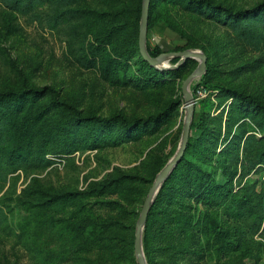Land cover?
<instances>
[{
  "label": "rangeland",
  "instance_id": "374dc122",
  "mask_svg": "<svg viewBox=\"0 0 264 264\" xmlns=\"http://www.w3.org/2000/svg\"><path fill=\"white\" fill-rule=\"evenodd\" d=\"M130 1L136 7L139 0ZM216 1L245 7L259 0ZM124 5L122 0H82L74 6L95 9L91 14L103 11L102 17L92 16L90 25L87 11L51 28L55 23L51 0H45L34 14L10 9L0 1V88L51 86L61 100L87 114L120 111L135 118L163 112L158 122L126 133L128 138L121 143H113L120 134L112 129L95 148L66 154L51 149L61 145L64 136V131L56 130L58 110L47 108L38 120L33 118L34 148L45 136L51 144L44 156L37 155L33 165L10 173L0 187V202L7 211L0 225V264H139L138 218L149 188L182 143L187 114L182 83L197 68L199 58H187L176 71L175 66L152 64L169 73L157 81L144 78L137 55L144 0L140 12L130 15L122 12ZM151 17L155 21L148 25V50L156 38L161 53L198 49L207 54V69L191 83L195 96L191 144L183 162L155 193L143 225L147 262L264 264V221L252 231L238 217L237 198L227 196L246 180L256 181L257 190L264 191V163L244 179L238 178L240 167L237 172L235 163L236 144L242 156L246 133L262 135L264 124L253 120V110L239 106L232 95L238 89L264 101V42L259 48L246 45L228 25L198 13L183 0L159 1ZM108 33L101 42L95 37ZM88 43H99V51L91 55L97 61L92 67L79 61ZM109 57L127 61L129 71L137 76L125 78L123 67L111 69L106 76ZM179 60V56L169 58L172 65ZM206 96L214 105L203 115L200 100ZM47 101L45 96L36 104ZM48 158L53 162L46 166ZM207 181L219 185L208 189ZM104 182L108 185L102 186ZM60 191L77 196L70 198L71 206H64L67 201L58 197L45 212L44 202ZM73 212L76 219L89 215L95 223L75 233L63 229L59 220L54 226L51 220L43 222L45 215L62 218ZM70 232L80 246L71 248L74 252L67 259L61 249L69 247L63 238Z\"/></svg>",
  "mask_w": 264,
  "mask_h": 264
},
{
  "label": "trees",
  "instance_id": "16d2710c",
  "mask_svg": "<svg viewBox=\"0 0 264 264\" xmlns=\"http://www.w3.org/2000/svg\"><path fill=\"white\" fill-rule=\"evenodd\" d=\"M6 7L17 10L24 14H34L37 8L42 5L45 0H0ZM82 0H51L53 6V14L55 23L51 28H56L68 17H80L83 12H89L87 18L91 25L92 16L102 17L101 11L98 13L95 9H89L86 7H75L74 4L81 2ZM159 1L176 2L178 0H151L149 7V19L148 25L152 26L155 19L151 17L152 9L156 7ZM186 5L193 7L198 13L206 15L211 19L223 22L228 25L233 31L235 36L244 42L246 45L259 48L264 42V0L256 1L254 4L245 7H234L225 3L224 1L216 0H183ZM125 5L121 8L122 12L131 14L133 12H140L142 0L136 2V7L131 6L130 0H122ZM138 4V6H137ZM82 11V12H79ZM110 17V13H107ZM67 17V18H66ZM50 18V17H49ZM66 18V19H65ZM125 21V25H126ZM104 35L101 39H98V35H95L98 41H102L107 38ZM99 42V43H100ZM99 43L95 46H90L88 43L87 53L81 57L79 61L86 67H92L97 64V61L91 57L99 51ZM138 54L142 62V73L144 78H150L153 81L159 80L160 77H164L169 73L168 69H157L148 60H146L139 47ZM162 48L160 44L155 43L153 48H149V52L152 55L161 53ZM91 53V54H90ZM90 54V55H89ZM127 58V56H125ZM84 58L87 61H84ZM106 64L105 71L106 76L109 75L110 70L114 68H122L124 70L125 78H132L136 75V72L129 71L130 66L127 61H123L120 58L111 59ZM111 60V61H110ZM113 64V65H112ZM112 65V66H111ZM183 65L180 64L174 67L176 71ZM172 70V71H173ZM137 76V75H136ZM186 78V77H185ZM239 106L251 108L253 111L251 118L258 124H264V101L259 99L253 93H246L242 90L235 89L232 94ZM48 96V101L43 104L36 102ZM235 102V101H233ZM235 104V103H234ZM214 101L210 96H206L200 100V109L203 115L209 114ZM47 108H55L58 110V116L56 121V130L64 131V136L61 145H52L51 149L55 147V153H70L76 149L95 148L104 136L112 129H116L119 132V136L114 138L113 143H121L125 141V134L135 132L138 128L156 123L161 118L163 112L157 114H150L147 117H135L128 118L122 112H114L108 115L96 114V113H84L77 106L68 103L67 101L60 99V93L57 89L51 86H43L40 88L24 87L21 89H15L13 87L0 88V187L4 186L8 180V175L21 168H26L34 164L37 155H42L47 152V149L51 143L49 137H43V141L38 145V148H34V138L32 132H30L32 119H39L44 114ZM245 110V109H244ZM167 112L169 110H166ZM60 114V116H59ZM194 122V121H193ZM264 128V127H263ZM191 144V136L189 137L185 152L179 161V165L185 158V153ZM237 151L235 156V163L240 167L238 178L244 179L253 169H258L259 163H264V133L257 135L255 132L246 133L243 139V155L240 153V145H237ZM39 150H42L39 152ZM60 151V152H59ZM62 154V155H63ZM53 162L51 158L46 159L45 165H49ZM40 163H36L39 166ZM237 174V173H236ZM108 182H111L108 181ZM108 182L101 183L102 186H107ZM208 189H214L219 184L209 185V181L205 183ZM62 192V191H60ZM51 196L44 202L42 208L46 212L50 206L49 202H53L56 198H61L67 201L64 206H71V197L75 198L77 195L71 191L62 192ZM74 194V195H73ZM227 196H233L236 199V205L239 208L238 217L247 222L252 231H257L264 221V191H258L256 181L250 183L248 180L244 184L240 185L236 191H232ZM46 219L43 222L49 220L52 221V226L58 224L57 221L63 226V229H70L72 232L81 233L84 230L93 226V218L89 215H81L78 219L75 212L68 213L64 217L52 218L50 215H45ZM7 219V211L3 209L0 202V225ZM74 219V220H73ZM55 221V222H54ZM95 223V222H94ZM70 232L68 237H64L63 241L69 247H63L61 250L68 255L67 259L71 258L73 249H78L80 244L73 239V233ZM132 242L133 238H132ZM73 248V249H71ZM60 250V249H56Z\"/></svg>",
  "mask_w": 264,
  "mask_h": 264
},
{
  "label": "water",
  "instance_id": "95a60500",
  "mask_svg": "<svg viewBox=\"0 0 264 264\" xmlns=\"http://www.w3.org/2000/svg\"><path fill=\"white\" fill-rule=\"evenodd\" d=\"M149 7H150V0H144L141 27H140V33H139V47H140V51L143 57L153 65L160 64V62L166 57H169V58H172L173 56L180 57V60L176 64L164 65V67H169V66L177 67L189 57L199 58V64L194 71H192L186 76V78L183 80V83H182V91L184 94V98L186 101V108H187V114H186L184 128H183L182 143L178 151L176 152V154L159 171L156 179L154 180L153 184L149 188L148 194L143 203L140 216L138 218L137 228L135 232V250L137 253V261L139 264H148L144 250H143L142 234H143V225L148 216V212H149L151 203L153 201V197L155 193L157 192V190L159 189L163 180L167 178L170 172L174 169V167L181 160L185 152L189 137H190L191 122L193 120V114H194V109H195V96L193 95V92L191 90V83L194 81V79L202 75L207 69V54L198 49L173 50V51H168V52H162L156 56H153L150 54L148 47H147ZM156 41L159 44H161L159 41V38H156Z\"/></svg>",
  "mask_w": 264,
  "mask_h": 264
},
{
  "label": "bare ground",
  "instance_id": "6f19581e",
  "mask_svg": "<svg viewBox=\"0 0 264 264\" xmlns=\"http://www.w3.org/2000/svg\"><path fill=\"white\" fill-rule=\"evenodd\" d=\"M160 64H163V65H170L169 57L164 58V59L160 62Z\"/></svg>",
  "mask_w": 264,
  "mask_h": 264
}]
</instances>
